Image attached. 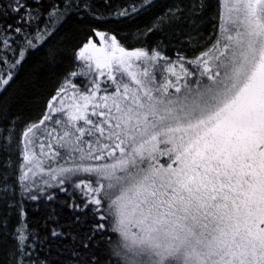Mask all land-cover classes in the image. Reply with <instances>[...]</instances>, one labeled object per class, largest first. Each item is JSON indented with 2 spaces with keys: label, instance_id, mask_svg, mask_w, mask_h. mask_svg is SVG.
Returning <instances> with one entry per match:
<instances>
[{
  "label": "snow or ice",
  "instance_id": "1",
  "mask_svg": "<svg viewBox=\"0 0 264 264\" xmlns=\"http://www.w3.org/2000/svg\"><path fill=\"white\" fill-rule=\"evenodd\" d=\"M0 264H264V0H0Z\"/></svg>",
  "mask_w": 264,
  "mask_h": 264
},
{
  "label": "trees",
  "instance_id": "2",
  "mask_svg": "<svg viewBox=\"0 0 264 264\" xmlns=\"http://www.w3.org/2000/svg\"><path fill=\"white\" fill-rule=\"evenodd\" d=\"M154 11V10H153ZM151 19V12H145L143 13L139 18L135 19V20H129V21H125L120 27L122 30V34L128 35V39L126 41L127 44L131 45V46H140V44L142 43V41H137L135 39H133V36L135 34V30L138 27H142L144 24H147ZM155 39V38H153ZM175 52L174 48H171L169 50V54L173 55ZM39 54H35L33 59L35 60L36 58H38ZM28 69L26 68L24 71L21 72V79H23V77L26 75ZM44 85L46 88H51L55 82H56V75L55 72H46L44 74ZM21 111L23 112L24 115H28L29 114V109L22 104L21 106Z\"/></svg>",
  "mask_w": 264,
  "mask_h": 264
}]
</instances>
